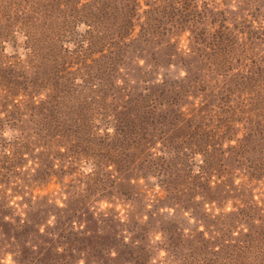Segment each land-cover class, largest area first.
Wrapping results in <instances>:
<instances>
[{
	"label": "rangeland",
	"instance_id": "rangeland-1",
	"mask_svg": "<svg viewBox=\"0 0 264 264\" xmlns=\"http://www.w3.org/2000/svg\"><path fill=\"white\" fill-rule=\"evenodd\" d=\"M150 89L166 99L178 92L160 105L178 125L168 129L175 141L233 108L230 138L254 133L252 154L264 157L250 121L264 125V0H0V200L14 211L0 204V264H216L188 245L208 226L201 207H168L155 176L140 179L150 183L147 197L139 191L151 153L138 152L141 162L130 166L134 153L112 157L117 115L104 105ZM69 108L94 124L90 140L74 136ZM222 140L227 177L216 169L208 188H189L227 210L250 203L259 224L264 177L246 183L249 161L235 165L227 150L236 141ZM203 160L192 153L190 170ZM206 208L216 235L220 209ZM239 219L235 237L246 239L252 224Z\"/></svg>",
	"mask_w": 264,
	"mask_h": 264
},
{
	"label": "trees",
	"instance_id": "trees-1",
	"mask_svg": "<svg viewBox=\"0 0 264 264\" xmlns=\"http://www.w3.org/2000/svg\"><path fill=\"white\" fill-rule=\"evenodd\" d=\"M171 91H175L176 95L172 96L171 99L161 96L160 90L150 89L146 93L139 94L134 100L127 99V101L121 103L120 107H117V104L104 105L106 108L114 106V116L117 115L114 120V125L116 126L114 132L115 146L112 147L110 145L109 147L113 152L112 157L128 156L129 154L133 156L134 153L136 157H133V160L129 162L130 166L131 164H136L137 161L141 162L138 152H140V155L151 153L153 165L150 164V168H144L143 174L139 176V191L147 197L149 192H151L150 183L147 180L140 182V179H145L148 175L155 176L159 180L156 185L161 188L160 192L169 195L168 207H171L172 204H179L183 209H186V200H191L197 207L202 208L203 212H201V215L204 217L202 219H204V222L208 221V226L204 224V229H197L199 235L194 234L192 236V238H195L196 245L188 244L191 248H201L208 259L211 256V260L216 262V264H264V218L258 214L257 219L261 223H255L256 218L248 210L250 203L243 202L239 205V202H237L233 207L236 206L237 208L238 206V210H227L228 205L222 204L221 200L209 198V193L203 194L199 192L200 190L197 191V188H189L191 183L195 184L196 187H201V189L208 188L212 184L213 176L216 175V169H221V174L219 172L217 175L220 174L221 177H224L225 167L221 163L222 159L220 158L225 150L222 138L236 141L227 150L230 151V156L233 157L232 161L235 165L240 163L241 158L244 157L249 161L246 165H249L251 170L246 183L248 181L254 183L259 178L264 177V157H261L260 153L252 154L259 151V144L254 141L255 134L248 132L244 139L230 138L232 134L234 135L235 125L237 124V114L232 108L220 111L222 117L217 122L218 124H216V120H213L216 114L208 116V120L212 121V124L202 125L198 123L194 132H188L185 134L186 137L175 141L168 129L171 125L177 129L178 125L171 121L169 114L160 111L161 104H170L177 101V90ZM69 111L75 116L73 120L75 123L74 136L81 140V143L90 140V134L97 130L94 124L82 121L79 110L69 108ZM179 112V115H175L184 117L185 114L182 108L179 109ZM107 118L110 119L109 116ZM253 119L250 118V121L255 123L256 132L264 141V125ZM101 120L105 121L106 118H101ZM165 121L170 122L168 127H165L168 123ZM83 128L85 129L82 130ZM86 135L87 138L84 139ZM91 139H95L94 134ZM157 144L160 145L161 154L152 155L153 148ZM192 153L205 156V160H203L200 169L196 173L190 170V156ZM111 159L114 165H119L117 160ZM146 171H149L148 174H146ZM199 196L201 197L198 198ZM170 199L174 200L171 201ZM256 201L253 200L252 203L256 204ZM3 202V200H0L1 206L6 207L9 213L14 214L11 205ZM211 203H216V209H220L216 213L215 219L218 227L216 235L214 231H211L213 224L209 222L214 219L208 217L211 216V213L206 208L207 204L211 205ZM186 211L191 213L188 209ZM135 215L136 217H134V214L131 215L133 222L141 219L138 213ZM239 218L252 224L248 233L242 232L246 239L235 237V228L241 223ZM227 219L228 222H226ZM17 226V228L22 226L20 221ZM173 244L175 243L173 242ZM194 254L192 256L193 261L198 263L200 261V258L196 256L198 252Z\"/></svg>",
	"mask_w": 264,
	"mask_h": 264
}]
</instances>
